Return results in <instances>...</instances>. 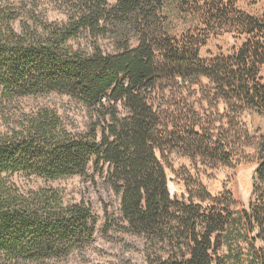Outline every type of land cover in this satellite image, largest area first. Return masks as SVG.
Returning <instances> with one entry per match:
<instances>
[{
  "label": "trees",
  "instance_id": "1",
  "mask_svg": "<svg viewBox=\"0 0 264 264\" xmlns=\"http://www.w3.org/2000/svg\"><path fill=\"white\" fill-rule=\"evenodd\" d=\"M173 1L54 0L65 21L31 14L20 31L14 23L23 14L0 9V101L55 93L89 114L84 133L49 109L0 133V264L67 258L93 243L98 223L84 201L66 202L53 188L24 194L9 177L54 181L86 177L91 168L119 199L106 230L141 238L143 264H264V247H256L264 244V137L254 145L247 209L238 210L230 192L212 196L192 176L187 196H173L166 170L173 154L228 162L244 134L229 128L216 136L205 100L164 103L182 83L201 86L216 107L264 112V14L238 11L234 0H195L209 31L245 38L235 55L206 61L201 35L170 33ZM240 242L247 253L233 250Z\"/></svg>",
  "mask_w": 264,
  "mask_h": 264
},
{
  "label": "rangeland",
  "instance_id": "2",
  "mask_svg": "<svg viewBox=\"0 0 264 264\" xmlns=\"http://www.w3.org/2000/svg\"><path fill=\"white\" fill-rule=\"evenodd\" d=\"M114 1L111 0V2ZM203 4V2L200 3L201 6ZM234 4L238 11L253 17H261L264 14V0H234ZM25 8L30 11L26 13ZM0 9H13L23 14L14 23L17 31H20L22 20L28 21L31 14L49 22H61L66 19V12L54 0H38L35 6L31 4L28 7L20 0H0ZM199 10L201 8L195 0H174L168 8L170 33L179 39L189 34L201 35L200 41L203 43L206 40L200 49V56L203 60L210 61L235 55L245 38L218 29L209 31L203 20L204 16L202 13L199 15ZM260 77L264 84V66ZM203 82L208 83L207 80ZM191 86L190 84H179L172 94L167 93L164 103H182L192 106L193 103L198 105L201 100H205L208 109L206 118L213 124L216 136L230 128L234 134L239 132L244 134V137L241 141L235 142L233 156L228 162L210 161L203 157L192 160L180 153L173 154L166 163L171 194L179 198L187 196L186 180L187 177L192 176L203 184L212 196L217 197L230 192L238 204V210L247 209L253 201L252 178L258 167L254 145L264 137V112L249 108L244 113H239L230 111L221 103L216 107L213 95L210 99V93L205 95L201 86L193 88ZM41 109L56 112L73 133H84L87 130L89 114L86 108L67 95L54 93L39 97L19 98L11 102L0 101V133H8L18 126L17 124L24 117ZM9 179L24 194L53 188L63 194L66 202L84 201L93 208L98 219L96 235L90 246L72 253L67 258L40 264H124L128 261L132 264L144 263L145 243L141 238L117 232L114 229L106 230L107 216L118 214L119 199L99 175H94L92 168L86 177L51 181L37 176L16 174ZM256 247L262 248L264 244L257 242ZM233 250L247 253L248 245L240 242L233 246ZM226 252H228L227 249L223 254Z\"/></svg>",
  "mask_w": 264,
  "mask_h": 264
},
{
  "label": "water",
  "instance_id": "3",
  "mask_svg": "<svg viewBox=\"0 0 264 264\" xmlns=\"http://www.w3.org/2000/svg\"><path fill=\"white\" fill-rule=\"evenodd\" d=\"M171 191V190H170Z\"/></svg>",
  "mask_w": 264,
  "mask_h": 264
}]
</instances>
